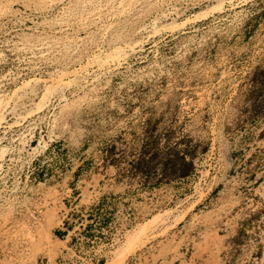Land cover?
<instances>
[{"label": "rangeland", "instance_id": "1", "mask_svg": "<svg viewBox=\"0 0 264 264\" xmlns=\"http://www.w3.org/2000/svg\"><path fill=\"white\" fill-rule=\"evenodd\" d=\"M76 239L264 264V0H0V264Z\"/></svg>", "mask_w": 264, "mask_h": 264}, {"label": "built area", "instance_id": "2", "mask_svg": "<svg viewBox=\"0 0 264 264\" xmlns=\"http://www.w3.org/2000/svg\"><path fill=\"white\" fill-rule=\"evenodd\" d=\"M99 226H101V223L99 224ZM104 228H101L102 230V235H104ZM102 239H106V238H102ZM100 242H101V239H99ZM78 242V239H76L75 243L71 244L68 248H67V251L66 252H71L72 253V256H71V259L74 257H76L75 260V263L73 264H99L100 263V260L99 259H96L95 257L93 256H85L84 258H82L81 256L82 255H85V253L82 251L83 248L80 247L81 246V243H76ZM91 243H94V241H92ZM78 244V245H77Z\"/></svg>", "mask_w": 264, "mask_h": 264}]
</instances>
